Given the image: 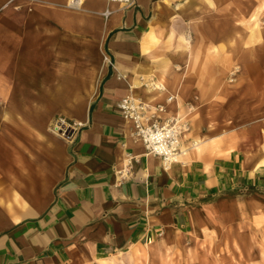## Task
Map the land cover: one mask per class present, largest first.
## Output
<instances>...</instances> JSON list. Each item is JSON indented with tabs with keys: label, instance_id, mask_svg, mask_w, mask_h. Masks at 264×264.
Here are the masks:
<instances>
[{
	"label": "crops",
	"instance_id": "crops-1",
	"mask_svg": "<svg viewBox=\"0 0 264 264\" xmlns=\"http://www.w3.org/2000/svg\"><path fill=\"white\" fill-rule=\"evenodd\" d=\"M126 95L190 121L169 167ZM246 221L264 228V0H0V264H172Z\"/></svg>",
	"mask_w": 264,
	"mask_h": 264
},
{
	"label": "built area",
	"instance_id": "built-area-1",
	"mask_svg": "<svg viewBox=\"0 0 264 264\" xmlns=\"http://www.w3.org/2000/svg\"><path fill=\"white\" fill-rule=\"evenodd\" d=\"M27 1L29 7L33 0ZM85 0H67V6L73 9L82 7ZM118 3L122 8H130L136 4V0H106ZM17 10L21 7L17 6ZM111 13L109 10L103 12L104 16ZM239 68L235 67L230 75V81L235 80ZM152 90L166 91L164 84L155 80H148L144 83ZM174 95L169 94L166 101L169 103ZM118 106L123 118L130 121L133 126V135L142 141L146 153L159 156L163 166L169 167L176 162L181 154V138L190 130V121L183 116H164L166 106L164 104H153L139 99L132 95L122 97ZM84 127V123L67 118L63 115H56L50 123V131L68 142H72L78 132ZM137 156L128 154L124 167L119 171L122 177L128 176L132 170L133 163Z\"/></svg>",
	"mask_w": 264,
	"mask_h": 264
},
{
	"label": "rangeland",
	"instance_id": "rangeland-1",
	"mask_svg": "<svg viewBox=\"0 0 264 264\" xmlns=\"http://www.w3.org/2000/svg\"><path fill=\"white\" fill-rule=\"evenodd\" d=\"M235 67L239 70L235 80L230 81V73ZM240 73V65L231 66L226 74V83L235 84ZM247 225V221L246 224L242 223L240 237L236 234V228L226 227L220 230L214 238L209 240V243L201 245L199 249L184 252L182 257L172 264H264V228L260 229L259 225L257 228L250 229Z\"/></svg>",
	"mask_w": 264,
	"mask_h": 264
},
{
	"label": "bare ground",
	"instance_id": "bare-ground-1",
	"mask_svg": "<svg viewBox=\"0 0 264 264\" xmlns=\"http://www.w3.org/2000/svg\"><path fill=\"white\" fill-rule=\"evenodd\" d=\"M150 29V28H149ZM260 32V31H259ZM148 37H149V41L150 42H155L156 41V37H155V35L153 34V31L149 34V35H147ZM146 37V36H145ZM182 41V40H181ZM183 42V41H182ZM143 43H145V42H143ZM150 46V45H149ZM183 49V48H182ZM146 53V52H145ZM148 79V78H147ZM148 81V80H147ZM145 82H146V80H145ZM198 142H196V144H197ZM201 144V143H200ZM194 145V144H193ZM263 163V162H262ZM144 244H146V243H144ZM131 250V249H130ZM146 254H147V251H146V249L145 248H142V249H140V248H138V247H134L131 251H130V255H132V256H134V257H144V256H146ZM146 258H147V256H146ZM145 258V259H146ZM144 259V260H145ZM147 260V259H146Z\"/></svg>",
	"mask_w": 264,
	"mask_h": 264
}]
</instances>
